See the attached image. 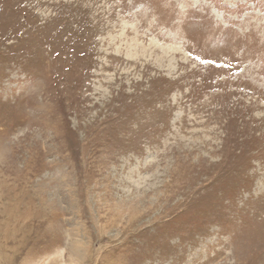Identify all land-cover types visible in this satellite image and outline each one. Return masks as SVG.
Instances as JSON below:
<instances>
[{"label":"rangeland","instance_id":"1","mask_svg":"<svg viewBox=\"0 0 264 264\" xmlns=\"http://www.w3.org/2000/svg\"><path fill=\"white\" fill-rule=\"evenodd\" d=\"M0 264H264V0H0Z\"/></svg>","mask_w":264,"mask_h":264}]
</instances>
